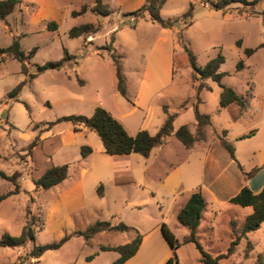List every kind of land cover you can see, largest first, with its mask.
Returning <instances> with one entry per match:
<instances>
[{"label":"rangeland","instance_id":"obj_1","mask_svg":"<svg viewBox=\"0 0 264 264\" xmlns=\"http://www.w3.org/2000/svg\"><path fill=\"white\" fill-rule=\"evenodd\" d=\"M144 1L104 0L110 14L97 16L89 11L93 0H55L54 21L47 18L38 20L40 15H36V6L29 0H18L5 20H0V48H6L12 40H17L25 55L35 49L26 62L28 74L35 73L37 67L45 63L61 61L64 50L70 55L60 69L45 70L32 80L20 71V63L10 55L5 54L0 59V171L7 175L20 173L17 179L19 193L0 201V237H17L25 225H29L33 235V240H28L22 247H0V264H113L119 255L101 252L98 245L126 244L137 234L141 235L142 245L127 264H165L170 258L172 264H201L194 244L172 250L165 242L159 230L161 223H165L178 240L186 236L188 230L177 222L172 212L162 213L147 189L154 190L160 204L166 207L169 194L161 187L159 178L178 168L184 192L189 193L191 182L199 183L203 177L204 184L210 185L208 188L214 193H221V198L227 193L228 184L233 183L240 173V167L245 180L256 173L254 166H258V170L263 168L264 163L260 160L264 156V1L256 5L252 13L248 8L243 10L240 4L225 11H216L202 3L203 0H167L159 12L163 19L181 16L191 3L194 7L191 18L175 25V37L173 30L151 23L146 16L136 15ZM81 5L87 7L86 13L72 18L70 12L78 11ZM52 20L57 28L48 30L47 23ZM86 23L93 26L99 23L100 28L94 34L75 38L68 36L72 26ZM179 32L183 43L195 56L197 66L204 65L218 54L223 57L219 72L225 75L221 83L250 100L248 111L242 112L235 104L220 109L221 89L212 80L205 81L209 89L203 88L197 94L190 77L191 67L186 61L182 62V55L185 56L176 40ZM162 38L167 41L162 44L164 49L173 44V58L177 64L181 61V65L173 67V74L168 71L165 56H161L158 50L157 40ZM112 48L120 56L131 101L116 91L114 67L109 57ZM247 48L255 51L246 56L243 50ZM240 60L243 63L238 69ZM151 76L162 80L148 82L147 78ZM168 76L173 78L172 82L165 84L164 78ZM20 83L18 94L10 95ZM136 93L139 101L146 102L151 97L150 105L154 112L147 125L150 134L158 129L164 112L160 107L163 105L169 113H179L173 123L174 130L187 125L194 132L193 107L197 106L199 113L210 118L203 145L185 148L171 134L148 157L133 154L120 158L109 156L108 160V155L95 152L88 161V175L82 182H89V175L97 172L93 166L97 165L101 167L103 182L109 174V195L95 199L94 196L89 197L86 190V204L71 202L74 195L70 187L79 178L81 148H90L88 144L93 145L91 148H100L102 144L96 134L88 131L84 134L89 142L86 143L83 135L74 133L72 124L68 122L55 123L49 130L46 129L47 124L63 116H90L93 112L91 107L98 103L104 109L110 108L114 114L124 116ZM184 102L187 108L181 111L180 106ZM123 121L120 123L125 129L136 126L132 118L124 116ZM71 133L75 144L70 141ZM249 133L253 134L239 139ZM36 137L39 141L28 155L27 147ZM221 139L232 147L233 160ZM79 142L82 143L78 147ZM207 145L215 162L205 161L203 165ZM63 164L70 165L68 180L48 190L35 191L33 180L50 167ZM129 176L132 180L140 178L144 187L137 186L134 180L131 182ZM122 179L123 182L113 189L111 182ZM10 190L14 187L0 179V195ZM137 202H140V207L132 208ZM205 202L196 236L205 252L217 256L226 252L231 241L230 221H235L240 228L245 219L240 217L235 207L224 202L213 210V215V204ZM177 203L183 206V197ZM96 221H109L111 225L122 222L134 230L105 231L89 241L72 235L58 249L44 251L38 258L29 256L33 246L57 242L64 235L86 230ZM247 241L253 248L246 254ZM263 251L264 222L257 230L249 232L247 239L218 264H257V257ZM89 256L93 258L87 260Z\"/></svg>","mask_w":264,"mask_h":264},{"label":"trees","instance_id":"obj_2","mask_svg":"<svg viewBox=\"0 0 264 264\" xmlns=\"http://www.w3.org/2000/svg\"><path fill=\"white\" fill-rule=\"evenodd\" d=\"M167 0H145L144 4L140 9L136 11V15L141 17L146 16L151 23L158 24L161 28L172 29L176 24L181 23L184 19L191 18L193 12V4H189L187 10L178 17L163 19L160 17L159 12ZM264 0H203L202 3L208 4L210 8L216 11H225L231 8L232 5L240 4L243 6V10L248 8L252 13L255 6ZM18 0H0V20L4 21L5 18L13 11L14 7L17 5ZM87 11V7L82 5L78 11H72L71 16L75 18L77 16H82ZM89 11L97 16H106L110 14L108 6L104 3V0H93L92 7ZM48 30H55L57 24L55 22L47 23ZM100 28L98 23L93 26L90 23L74 25L68 30V36L70 38H75L79 36H86L89 34H94ZM177 43L183 49L182 62L186 61L191 67L190 77L195 90L198 92L203 89H209L206 85V80H212L218 84L220 87L219 93V108H227L228 106L235 104L239 106L242 110L245 105L244 96L235 92L232 88L222 85L221 80L224 73L219 72V68L223 63V57L218 54L215 57L209 59L204 65L197 66L195 56L187 49L183 43V38L181 33L176 35ZM113 39L111 38V42ZM240 45V41L237 42ZM110 52V59L114 67V74L116 78V91L119 95L126 100H128L126 81L123 75L121 61L118 55L115 53L113 48ZM255 49H244L243 52L246 56L253 54ZM35 52L32 49L28 55H25L19 47L17 40H12L11 44L6 48H0V59L5 55H10L13 59L20 63V71L27 75L29 80L37 77L38 74L44 72L45 70L54 69L58 70L63 66V61L66 60L70 55L64 50V56L59 62H48L42 66H38L35 73H27L26 62ZM176 56V55H175ZM178 63V62H177ZM173 58V66H179ZM243 61L240 60L237 63L238 69L242 67ZM22 86V83L18 84L10 95L18 94ZM185 102L181 104L180 110L184 111L186 109ZM163 110L166 114V118L163 123L158 127L154 134H150L147 130L141 129L135 135H129L123 125L114 118L109 111L101 106H96L94 111L90 116L86 115H69L63 116L56 119L52 123H48L46 129L49 130L50 127L59 122H68L72 124L75 131L79 127H85L88 130L94 132L101 141L103 152L108 156H123L130 154H138L143 157H148L150 152L154 148L161 147L165 139L171 134H174L176 139L185 147L190 148L196 142L205 139V128L210 124V118L206 114H201L197 110V106L193 107L194 120H195V131L191 132L187 125H182L176 130H174L173 123L177 118L179 113H169L166 106H163ZM253 133L240 136L239 139L249 137ZM225 136V134H223ZM39 138L36 137L27 147V154L33 147L38 143ZM222 145L228 151L231 159H234L232 147L221 139ZM91 153V148L82 147L81 156L85 157ZM69 164L52 166L47 169L42 176L38 179L33 180L35 191L38 189L48 190L57 184L61 183L68 177V167ZM19 172H13L7 175L0 171V179L7 181L10 185L14 187V190H10L6 193L0 195V201L4 200L12 194L19 193V184L17 182ZM229 203L237 205L240 207H251L252 212L246 216L244 224L242 227L238 228L235 221L231 220L229 227L231 230V241L225 253L219 254L217 256H211L204 251L201 244L197 240V229L200 224L203 209L206 205L205 199L200 191V189L193 190L184 205L176 214L177 222L187 228L188 234L184 236L181 240H178L174 234L170 231L165 223L160 224V233L165 242L172 250H176L181 245L194 244L195 248L200 254L201 264H218L220 260L227 259L239 245L242 240L247 239V234L249 232L257 230L261 223L264 222V184L262 189L258 193H254L247 185L241 187L239 192L229 199ZM129 230H134L132 227L120 222L116 225H111L109 221H96L94 224L88 226L84 231H74L69 235H64L57 242H51L44 245L33 246L29 252L31 258H38L44 251L54 250L60 248L72 235L82 236L86 241H89L94 236L98 235L104 231H114V232H127ZM33 240V235L29 225H25L22 231L17 237H10L8 235H3L0 237V247L8 248H18L25 245L28 240ZM141 235L137 234L134 239L130 242L117 246L110 245H98V249L101 252H115L119 257L114 261L113 264H124L129 258L133 257L137 252L141 244ZM253 245L247 241L245 253L251 251ZM92 256L87 257V260L92 259ZM176 261V257H175ZM165 264H172V259H168ZM257 264H264V251L258 255Z\"/></svg>","mask_w":264,"mask_h":264},{"label":"crops","instance_id":"obj_3","mask_svg":"<svg viewBox=\"0 0 264 264\" xmlns=\"http://www.w3.org/2000/svg\"><path fill=\"white\" fill-rule=\"evenodd\" d=\"M29 1L34 6H36V15H40L38 20L47 18V19H53L55 21V19H54L55 9H56L55 0H29ZM72 11H75V10H72ZM44 12H46V13L44 14ZM71 12H70V16H71ZM171 30H173L174 37H175V33L177 31L176 27H173ZM157 41L159 43L158 50L160 52V55L161 56H163V55L165 56V60H167V64H168L167 65L168 66L167 67L168 71L171 72V74H173V72H174L173 71L174 70V68H173L174 67L173 66V56L175 54V48L173 47V44H171L165 50L164 49V45H162L164 42H167L165 38L159 39ZM121 66H122V64H121ZM137 69H138V67H137ZM122 71H123V68H122ZM158 75H159V77L162 76L160 71H159ZM147 79H148V82H150V81L157 82L159 79L162 80V78L158 79L157 76L154 77V78H153V76H151L150 78H147ZM164 79H165V81H164L165 84H170V82H172L173 78L168 76V77H166ZM127 84H128V82H126V85ZM126 88H127V86H126ZM127 96H128V100H130L131 98L128 95V93H127ZM133 99H132L131 108L128 109V111H126V114L124 115L127 118H132V120L136 121V126L133 129H128V128L125 129L129 135H135L141 129L147 130V125L150 122V120L152 118V115H153V112H154L153 111L154 110L153 107L150 105L151 97H149L146 100V102H144L141 99L140 100V101H142L141 104H140V101H139L140 97H138V93H136L134 95ZM133 101H138V102L134 103ZM249 103H250V100L245 98V105H244V108L241 110L242 112L248 111ZM97 105L103 107V105L100 104V103H98ZM97 105H95L94 107H91V111H94V109H95V107ZM163 106H166V105H163ZM163 106L160 107L161 110H162ZM106 110L109 111L114 118H116L118 120L120 119V122H122V123L124 122L123 121L124 116H118V115L114 114L110 110V108H109V110L108 109H106ZM162 114L163 115H161L162 119L159 122V126L163 123V121L166 118V114L164 112ZM242 116H243V114H242ZM87 131L89 132V134H95L94 132L88 130L85 127H79L77 131L73 130L74 133H78L79 135H83L84 139H86V143H89V142H87L88 141L87 140V135H84ZM88 136L90 137L91 135H88ZM69 138H70L71 143L75 144V142H74L75 138H74V134L73 133H71ZM204 140L196 142L192 147H190L188 149H193L195 146H197V144L198 145L199 144L203 145ZM63 143L64 144L67 143L65 141V139H64ZM81 143L82 142H79V144H77V146L79 147L81 145ZM88 145L91 146V147L93 146L92 144H88ZM158 148H154V149H158ZM95 152L103 155V153H104L103 152V147H100V148L93 147V148H91V153H89L85 157H82L81 161H79V163H78L79 178H78V181L74 182L71 185V187H70V188H72V192H73L72 195H74V198H72L71 202L77 203L79 205L86 204V202H87V200L85 199V196H86L85 191L86 190L89 191V197L90 196H94L95 199H97V198L101 199V198L109 195V174H108V176L106 178V182H103V179L101 178V175H102L101 167H99L97 165L93 166V168L95 169V171L97 170V172L93 173V174L91 173L92 175H89V177H90L89 182L88 183L82 182V180L85 179L87 177V175H88V172H87L88 169H89V162L88 161L94 155ZM131 155H133V154H130L129 156H131ZM116 158H120V156H117ZM108 160H109V156H108ZM231 160H233V159H231ZM143 161H145V159ZM205 161L206 162L207 161H211V162L214 161L215 162V160L213 158V155H212V151L210 150V146L209 145H207V147L205 148V156H204V160H203V165H204ZM260 161H261L260 163H264V156H263V158ZM107 165L109 166V162L107 163ZM108 166H107V168H109ZM257 167L258 166H254V170H256L255 171L256 173L252 177L247 179V180L244 179L243 169H241V167H240V170H241L240 173L238 172L237 176L234 179L235 181L233 183L228 184L227 193H225V196H223L221 198L219 197V195H222L221 193H219V194L214 193V191H212L211 189L208 188L210 185H205L204 184V178L203 177H201V180H200L199 183H194L193 181L191 182L192 186H191V190H190L189 193L188 192H184L185 191V187L183 186V180L180 177V173H179L178 168H173L170 171H167L163 177L159 178V182H160L161 187L163 189L167 190L168 194H169V196L167 197V205H166V207H164V206H162L160 204L161 200L159 202L158 195H157V193L154 190H151L149 188L147 190L156 199V204L159 205L160 211H163L162 213H165V214H168V213L172 212L174 217H175V219H176V214L178 213V210H180L181 207H182V206H180V203H177L179 198L183 197V205H184V203L186 202L189 194L193 190H196V189L199 188L201 193H202V195H203V197H204V199H205V201H207L210 204H213L211 206V212H213L212 214L214 215V211L213 210H215L216 207L220 206L221 202H224V204L225 203L226 204L229 203V199L231 197H233L234 195H236L239 192V190L241 189L242 186L247 185L254 193H258L262 189L263 184H264V166H263L262 169H259V170L257 169ZM202 171H203V167H202ZM68 178L69 177H67V179H65L61 183H63L66 180H68ZM128 178H130L131 182L134 180V182L137 184V186H140L142 188L144 187L142 185L143 182L141 181L140 178H139V180H136L134 178L132 180V178L130 176ZM122 182H123V179L121 181H112L111 183L113 185V189H115L117 186H119ZM187 194H188V196H187ZM91 199H92V197H91ZM92 200H94V198ZM231 205L233 206L232 208L235 207L234 209H235L236 212L240 213V217L243 220L246 218L247 215H249L252 212L251 207H240V206L233 205V204H231ZM133 207L139 208L140 207V202L133 203L132 208ZM237 208H239V209H237ZM165 214H163V215L165 216ZM159 230H160V226H159ZM106 232L109 233V231H106ZM103 233H105V231L99 233L98 235H101ZM128 260L124 264H127Z\"/></svg>","mask_w":264,"mask_h":264}]
</instances>
